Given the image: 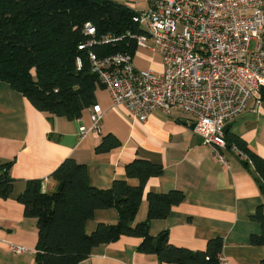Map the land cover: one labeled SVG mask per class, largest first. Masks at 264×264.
<instances>
[{
    "label": "crops",
    "instance_id": "0c3cea01",
    "mask_svg": "<svg viewBox=\"0 0 264 264\" xmlns=\"http://www.w3.org/2000/svg\"><path fill=\"white\" fill-rule=\"evenodd\" d=\"M116 1L134 11L145 9L149 3ZM159 67L161 70V64ZM96 90L95 103L102 109L99 133L87 131L80 136L79 123L90 126V107L74 118L40 111L7 81L0 80V163L9 164L7 172L12 182L10 194L0 197V264H37L36 219L24 215L18 196L30 179L43 180V191L54 192L58 182L51 173L67 157L85 163L89 183L101 188L109 187L117 178L137 185L138 179L125 171V165L134 158L161 164L163 172L149 177L144 184L132 223L146 219L148 192L178 189L184 193L183 200L173 205L165 218L149 222L151 235L167 230L172 245L192 251L204 250L209 239L220 237L219 254L224 262L218 260V264H259L264 246L252 244L250 235L259 234L261 225L251 215L259 206L264 209V181L251 162L249 167L243 164L244 153L227 146L221 151V162L213 147L193 131L190 117L178 109L173 108L169 114L158 109L145 121H139L131 117L126 107L113 106L108 91L106 99ZM261 100L255 110V99H250L244 111L225 123V133L239 137L249 150L264 159ZM107 133L115 135L121 145L97 152L95 147ZM117 220L115 207L97 209L85 229L91 233L98 222L114 224ZM140 241L137 236L121 235L94 246L78 264H174L160 261L155 254L140 252ZM8 243L25 246L26 250L15 253Z\"/></svg>",
    "mask_w": 264,
    "mask_h": 264
},
{
    "label": "trees",
    "instance_id": "16d2710c",
    "mask_svg": "<svg viewBox=\"0 0 264 264\" xmlns=\"http://www.w3.org/2000/svg\"><path fill=\"white\" fill-rule=\"evenodd\" d=\"M136 11L116 0H0V80L22 93L38 110L69 118L77 117L96 102L99 79L91 71L87 48L78 44L90 38L83 27L90 22L95 37H114L138 31L132 20ZM98 56L128 51L136 45L128 37L116 42L94 45ZM77 57L81 67L77 68ZM101 86V85H100ZM264 100V87L260 90ZM227 146H237L253 164L264 181V159L247 148L239 137L224 133ZM121 145L112 133L101 137L95 147L106 152ZM9 164L0 163V197L12 189ZM126 174L138 179L130 185L117 178L106 188L89 183L87 166L72 157L65 158L51 173L57 189L48 193L41 189L40 179L27 181L18 196L24 215L34 217L37 225V264H78L87 258L94 246L117 239L121 235L137 236L140 252L155 254L162 262L174 264H218L222 239L207 241L204 250L192 251L172 245L167 230L149 233V222L165 218L184 193L172 189L164 193L148 192L146 219L134 222L141 202L144 184L149 177L163 172L161 164L134 158L125 165ZM115 207L118 220L114 224L98 222L91 233L85 229L97 209ZM261 225L259 234L250 235L252 244L264 246V209L259 206L251 215ZM264 264V253L259 262Z\"/></svg>",
    "mask_w": 264,
    "mask_h": 264
},
{
    "label": "built area",
    "instance_id": "2783aa9c",
    "mask_svg": "<svg viewBox=\"0 0 264 264\" xmlns=\"http://www.w3.org/2000/svg\"><path fill=\"white\" fill-rule=\"evenodd\" d=\"M132 16L138 31L114 37H95L90 22L83 27L90 38L78 44L87 48L91 71L110 94L113 106H124L131 117L145 121L150 113L178 109L188 115L193 131L213 147L219 161L227 147L223 127L255 99L261 103L264 87V0H148ZM123 37L158 52L161 70L138 68L128 51L98 56L94 45ZM254 45L250 49L249 44ZM77 68L81 59L77 57ZM102 109H89L90 126L79 123L78 133H99ZM236 151V146H232ZM45 182L41 181L44 190ZM15 253L25 246L8 243ZM219 262H224L218 254Z\"/></svg>",
    "mask_w": 264,
    "mask_h": 264
},
{
    "label": "rangeland",
    "instance_id": "374dc122",
    "mask_svg": "<svg viewBox=\"0 0 264 264\" xmlns=\"http://www.w3.org/2000/svg\"><path fill=\"white\" fill-rule=\"evenodd\" d=\"M253 45L254 42L251 41L249 44V48L251 49ZM133 61L138 68H151L156 71L160 70L158 68H160L159 65L161 64V60L158 52H152L148 49L137 47L134 51ZM96 92H98V94L103 98H109L107 90L99 85H97Z\"/></svg>",
    "mask_w": 264,
    "mask_h": 264
},
{
    "label": "water",
    "instance_id": "95a60500",
    "mask_svg": "<svg viewBox=\"0 0 264 264\" xmlns=\"http://www.w3.org/2000/svg\"><path fill=\"white\" fill-rule=\"evenodd\" d=\"M227 128H228V124H225L224 127H223V133H225ZM261 185H262V187H264V182H261Z\"/></svg>",
    "mask_w": 264,
    "mask_h": 264
}]
</instances>
